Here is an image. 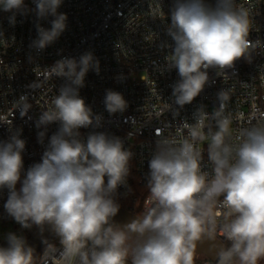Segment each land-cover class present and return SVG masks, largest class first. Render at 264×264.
Listing matches in <instances>:
<instances>
[{
	"label": "clouds",
	"instance_id": "clouds-1",
	"mask_svg": "<svg viewBox=\"0 0 264 264\" xmlns=\"http://www.w3.org/2000/svg\"><path fill=\"white\" fill-rule=\"evenodd\" d=\"M33 2L35 9L30 10L25 0H0V10L12 13V26L17 13L35 11L38 20L53 18L48 29L36 25L38 37L30 47L39 52L66 30L68 17L58 11L63 0ZM166 34L172 44L164 47L171 48V57L161 72H178L180 79L172 86L178 107L165 103L158 116L169 110L178 116L203 91L210 68L224 75L235 61L250 62L252 52L264 48L259 39H249V12L236 0H216L214 6L205 0H173ZM90 70L100 71V62L90 51L78 60L64 57L48 68H34L42 82L55 76L66 83L36 122L37 142L44 144L49 125L57 123L58 129L48 137L41 161L23 178L26 141L20 130L0 141V190L8 192L6 214L26 229L51 226L62 245L55 255V247L48 244L44 264H194L197 242L214 239L217 228L228 242L220 247L217 264H264V124L240 129L239 142L230 143L234 119L226 112L230 90L218 92V107L211 112L198 107L192 122L184 120L176 128L179 139L155 142L146 176V206L121 227L113 218L120 209L118 188L127 185L133 153L119 137L81 132L102 126V117L79 95ZM104 105L115 114L123 113L128 102L121 93L107 90ZM31 107L22 95L7 112H0V123L11 131L15 110L24 117ZM202 140L208 141L210 171L204 170L197 146ZM6 240L8 246L0 247V264H36L35 250L22 235L10 232Z\"/></svg>",
	"mask_w": 264,
	"mask_h": 264
},
{
	"label": "built area",
	"instance_id": "built-area-1",
	"mask_svg": "<svg viewBox=\"0 0 264 264\" xmlns=\"http://www.w3.org/2000/svg\"><path fill=\"white\" fill-rule=\"evenodd\" d=\"M205 2L214 6L216 0ZM25 4L28 9H35L33 0H25ZM172 4L173 0H63L58 11L67 15V28L53 44L39 52L30 47L38 37L36 25L39 23L48 29L53 18L38 20L35 11L26 15L17 13L16 23L12 26L9 24L12 13L0 10V33H3L0 36V112H7L22 95L27 96L32 105L24 117L15 110L14 117H10L11 131L8 125L0 123V141L8 140L17 130H20V138L26 141L22 178L30 166L41 161L48 137L58 129L57 123L49 125L44 144L37 142L36 122L42 111L51 107L52 98L66 83L64 78L55 76L42 82L44 78L37 77L34 68H48L64 57L78 60L89 51L99 60L100 71L97 74L90 70L86 74L79 95L94 114L102 117V126L81 132L85 136L90 131L106 132L121 138L124 146L132 151L127 185L118 188L120 208L131 213L137 208L138 200L131 198L136 185L147 193L142 212L146 206L149 196L146 176L155 142L161 138L179 139L176 128L184 120L192 122L198 107L203 105L208 112L218 107V92L230 90L226 109L234 118L230 143L239 142L240 129L264 124V48L253 51L250 62L245 58L235 61L232 68L223 70L224 75H218V69L210 68L208 83L191 104L180 109L178 116L170 110L158 116L165 103L171 104L173 109L178 107L172 98V86L180 79L178 72L176 69L161 72L171 57V48L164 44H172L166 34ZM236 4L249 12V39L253 42L259 39L264 44V0H236ZM39 82H42L39 87H30ZM107 90L121 93L128 102L123 113L106 111ZM237 113L240 114L238 119ZM207 144V140H202L197 146L202 152L204 170L210 171L212 165L208 161ZM7 195V189L0 190V224H11L16 231L11 233L22 235L28 241L30 229L23 228L4 210ZM7 234L0 235V247L7 242L2 239ZM215 238L224 245L228 243L218 228ZM53 246L55 255H59L62 245ZM46 250L47 247L43 248L36 256V264H44ZM199 257L201 255L195 253L194 264H214L207 258L198 263Z\"/></svg>",
	"mask_w": 264,
	"mask_h": 264
},
{
	"label": "water",
	"instance_id": "water-1",
	"mask_svg": "<svg viewBox=\"0 0 264 264\" xmlns=\"http://www.w3.org/2000/svg\"><path fill=\"white\" fill-rule=\"evenodd\" d=\"M135 214L125 209L120 208L117 215L113 218V222L119 226H124L130 223L134 218ZM58 237L52 231L51 226L45 225L43 230L38 228L35 234L27 241V244L31 246L34 251V256L40 253V251L51 244ZM47 241V243H45ZM224 244L217 238L211 239L204 237L201 241L197 242L196 253L209 259L214 264H217V253L221 246ZM7 242L3 244V247H7Z\"/></svg>",
	"mask_w": 264,
	"mask_h": 264
},
{
	"label": "trees",
	"instance_id": "trees-1",
	"mask_svg": "<svg viewBox=\"0 0 264 264\" xmlns=\"http://www.w3.org/2000/svg\"><path fill=\"white\" fill-rule=\"evenodd\" d=\"M142 189H144V188L140 187L139 185H136L135 189L133 190L132 196H131L132 199H137L138 200L137 203H136L137 204L136 205L137 208L133 211V213L136 216L142 214V208L141 207H142L143 201L145 199V196L147 194ZM38 228H40V227L37 226L36 231H37ZM58 243H60L59 238L55 239L51 244L53 245V244H58ZM35 260H36V258H35ZM198 260H199L198 263H202V262L206 261L207 259H206V257L201 256V257H199Z\"/></svg>",
	"mask_w": 264,
	"mask_h": 264
},
{
	"label": "rangeland",
	"instance_id": "rangeland-1",
	"mask_svg": "<svg viewBox=\"0 0 264 264\" xmlns=\"http://www.w3.org/2000/svg\"><path fill=\"white\" fill-rule=\"evenodd\" d=\"M36 228H37V226H35V225H33L32 228H30V233H29V235H27V238H28L27 240H29L35 234ZM14 231L15 230L11 224H8L7 226L0 224V235H3L4 233L14 232ZM2 239H6V238L3 237Z\"/></svg>",
	"mask_w": 264,
	"mask_h": 264
}]
</instances>
